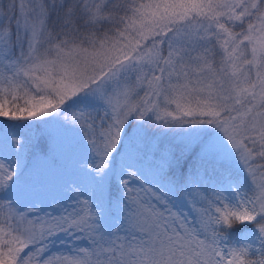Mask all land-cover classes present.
<instances>
[{
    "label": "snow or ice",
    "instance_id": "snow-or-ice-1",
    "mask_svg": "<svg viewBox=\"0 0 264 264\" xmlns=\"http://www.w3.org/2000/svg\"><path fill=\"white\" fill-rule=\"evenodd\" d=\"M0 264H264V0H0Z\"/></svg>",
    "mask_w": 264,
    "mask_h": 264
}]
</instances>
